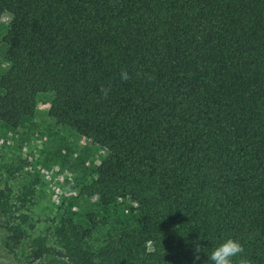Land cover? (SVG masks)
<instances>
[{
    "label": "trees",
    "instance_id": "1",
    "mask_svg": "<svg viewBox=\"0 0 264 264\" xmlns=\"http://www.w3.org/2000/svg\"><path fill=\"white\" fill-rule=\"evenodd\" d=\"M3 14L0 123L14 130L49 94L55 124L105 153L80 192L135 205L91 247L93 214L32 235V189L12 200L5 186L8 251L23 242L25 264H192L193 241L207 255L231 236L264 264V0H0Z\"/></svg>",
    "mask_w": 264,
    "mask_h": 264
},
{
    "label": "rangeland",
    "instance_id": "2",
    "mask_svg": "<svg viewBox=\"0 0 264 264\" xmlns=\"http://www.w3.org/2000/svg\"><path fill=\"white\" fill-rule=\"evenodd\" d=\"M7 21L8 16L3 14L0 36ZM6 65L0 57V71ZM49 101V94L38 95L33 114L23 117L14 130L0 123V188L7 186L12 200L25 187L32 189L21 208L34 223L32 235L48 232L50 236L58 218L67 214L88 227L87 215L93 214L97 225L87 243L95 247L113 225L130 219V208L135 205L127 199L102 209L94 197L80 192L81 186L93 178L105 153L75 130L55 124L48 115ZM5 235L0 226V264H25V244L10 252L4 246Z\"/></svg>",
    "mask_w": 264,
    "mask_h": 264
},
{
    "label": "clouds",
    "instance_id": "3",
    "mask_svg": "<svg viewBox=\"0 0 264 264\" xmlns=\"http://www.w3.org/2000/svg\"><path fill=\"white\" fill-rule=\"evenodd\" d=\"M121 79L128 80L130 77L127 71H121ZM102 93L106 96L108 89L102 88ZM192 264H199L201 254H205L204 248L199 241H193ZM207 259L212 264H252V261L247 258L245 250L241 242L228 236L224 238L212 251L207 254Z\"/></svg>",
    "mask_w": 264,
    "mask_h": 264
}]
</instances>
